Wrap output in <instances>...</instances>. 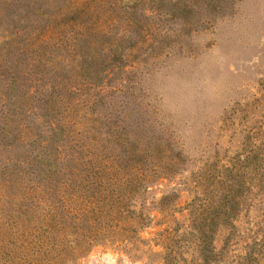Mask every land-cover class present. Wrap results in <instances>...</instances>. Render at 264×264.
I'll list each match as a JSON object with an SVG mask.
<instances>
[{
    "label": "rangeland",
    "instance_id": "374dc122",
    "mask_svg": "<svg viewBox=\"0 0 264 264\" xmlns=\"http://www.w3.org/2000/svg\"><path fill=\"white\" fill-rule=\"evenodd\" d=\"M262 158L264 0H0V264L190 263L219 196L264 264Z\"/></svg>",
    "mask_w": 264,
    "mask_h": 264
},
{
    "label": "trees",
    "instance_id": "16d2710c",
    "mask_svg": "<svg viewBox=\"0 0 264 264\" xmlns=\"http://www.w3.org/2000/svg\"><path fill=\"white\" fill-rule=\"evenodd\" d=\"M260 164L264 165V158H262ZM223 199L225 198L223 197ZM164 209L170 212V208L166 207ZM188 209V228L182 230L183 232H181V234H178V230L174 227L166 229L164 233H160L163 235V239L167 241V243H170L166 246L167 249H169V247L171 249L173 242L177 241L178 238L181 239V246L183 247V244L185 246V238L190 236L191 240L188 239L186 242L191 245V247L189 246L192 248L191 252H195L196 256L192 262L184 264L220 263V261L215 258L217 256L215 253L218 252V250L216 251V246L212 245V240L216 234V227L222 222L228 223V221H230V217L233 215L232 210L222 202L221 196H219L217 200L211 202H200L196 199L194 202L188 204ZM113 210L117 214L126 213V209L122 204L117 205L116 208H112V211ZM135 211L137 212L138 210ZM137 223L142 224L140 219ZM162 261L163 264H182V262L178 260V255H174L172 252H170V254L167 252V254L163 256Z\"/></svg>",
    "mask_w": 264,
    "mask_h": 264
}]
</instances>
